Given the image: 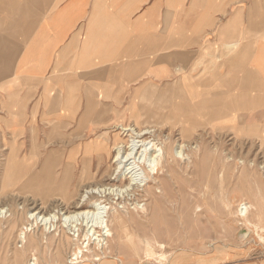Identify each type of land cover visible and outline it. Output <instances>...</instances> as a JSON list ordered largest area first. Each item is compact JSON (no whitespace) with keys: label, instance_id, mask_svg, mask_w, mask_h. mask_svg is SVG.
<instances>
[{"label":"crops","instance_id":"0c3cea01","mask_svg":"<svg viewBox=\"0 0 264 264\" xmlns=\"http://www.w3.org/2000/svg\"><path fill=\"white\" fill-rule=\"evenodd\" d=\"M143 112L264 137V0H0V133L10 152L25 122L39 155L38 122L50 137L74 117L87 136L93 119L117 113L141 126ZM75 149L63 162L49 152L41 168L64 167Z\"/></svg>","mask_w":264,"mask_h":264},{"label":"rangeland","instance_id":"374dc122","mask_svg":"<svg viewBox=\"0 0 264 264\" xmlns=\"http://www.w3.org/2000/svg\"><path fill=\"white\" fill-rule=\"evenodd\" d=\"M142 115L138 122L143 123L141 126L151 124L156 127L160 140L169 136L173 146V142L182 138V125L165 120L150 121L144 112ZM73 118L57 120L56 134L50 137L44 133L49 132V127L38 122L36 140L40 145V154L32 171L21 179L22 184L16 188H9L3 183V171L10 151L7 143L9 136L3 138L1 131L0 208L6 211L0 213V264H66L69 253L84 247L77 241H71L59 224L49 230L41 224L31 227L35 222L29 217L31 212H51L59 201L52 200L54 197L45 200L46 196L40 190L42 184L35 185L38 187L32 191L23 187L26 186L23 181L41 172V165L49 152L56 155L62 153L63 162L70 152L76 150V146L84 148L89 142L90 148V143L104 139L111 143L116 135L121 134L118 126L133 125L135 119L117 113L111 114L109 119L98 117L92 120L97 125L91 126L86 136L77 133L80 120ZM200 125L185 126L184 140L187 144L197 145V149L187 153L189 162L175 161L168 167L162 164L167 171L160 177L163 196L159 194L157 183L149 182L158 206L149 205L151 197L139 188L137 202L133 196L125 198L124 208L130 213V219L125 218L129 221L126 226L115 227L119 230L117 240L110 243L103 255L94 245L86 252L92 257H99V262L114 259L118 264H264V241L258 238L264 237V137L229 135L207 124ZM23 127L24 132L17 140L18 161L28 157L31 149L26 122ZM80 156L81 153L71 157L75 163L70 179L71 191L80 176ZM92 163L95 170L97 162L94 160ZM63 169L62 166L55 169L57 177ZM113 201L115 203L116 199ZM119 202L123 200L116 205L112 202V205L120 208L122 214L123 205H118ZM135 203H140L145 213L142 214ZM243 203L251 206L250 210L246 209L249 222L263 231L258 236L238 212ZM25 228L32 230L27 232ZM23 232L24 244L18 248L17 239ZM146 241L151 242L156 254H166L164 261L143 257Z\"/></svg>","mask_w":264,"mask_h":264},{"label":"bare ground","instance_id":"6f19581e","mask_svg":"<svg viewBox=\"0 0 264 264\" xmlns=\"http://www.w3.org/2000/svg\"><path fill=\"white\" fill-rule=\"evenodd\" d=\"M180 117H175L172 120L173 122L171 121L174 124L182 125V133H180L182 138L173 142V146H171V137L165 136L163 140L158 138L154 126L119 125L118 128L121 134L116 135L111 143L104 139L90 143L92 144L90 148L89 142L86 143L84 148L78 147L76 153L68 157L60 176L57 177L56 175L55 169L57 167L52 165L43 166L41 172L31 176L25 182L23 181L26 184L23 187L33 191L38 187L35 185L42 184L40 190L46 196L45 200L54 197L52 200L59 201V204L48 213L31 212L29 217L35 219L31 227L41 224L44 229L49 230L59 224L60 227L66 230L71 241H77L84 246L82 248L78 247V253L83 252V249L89 252L91 245L96 246L101 253H104L110 243L115 242L118 238L119 230L117 231L115 227L120 229L129 223L125 219H130V213L124 208L125 198L133 196L135 199L138 189L142 188L146 196L151 197L150 202L147 200L148 204L154 207L158 206L153 198L154 193H151L153 187L149 185V182H156L159 186L158 189H160L159 194H164L160 177L162 174H166L167 171L163 169L162 164L168 167L169 164L171 165L175 161L189 162L187 153L197 149V145L187 144L184 140L186 138L184 135L186 133L185 126L187 125L180 120ZM120 135H123V137ZM16 153L14 151L9 152L4 167L5 171H3V183L4 185L6 183L9 188H16L17 185L22 184L25 175L32 171V167L35 166V159L38 158L36 151L32 150L28 157L18 161ZM79 153H81L80 176L77 179L75 188L71 191L70 179L75 168V163L71 157H75ZM94 160L97 162L95 170L92 169V161ZM114 199H116L115 203ZM137 199L135 202H137ZM119 200H123L118 205H123L121 209L124 210V217L122 216L123 213L121 214V211H119L120 208L112 205V202L116 205ZM139 204L136 205L141 213H145L143 206H139ZM242 205L243 208L238 211L241 214L240 216L243 217L247 225L254 228L258 236V233L263 232L262 229L252 225L246 216V209L250 210L251 206L246 203ZM3 211L6 210L0 208V213ZM136 214L139 216L138 213ZM25 230L28 232L32 228H25ZM19 236L25 238V233L23 232ZM258 238L264 241V237L258 236ZM145 244L146 249L143 253L145 259L151 260L154 258L158 262L165 260L166 254H156L150 241H146Z\"/></svg>","mask_w":264,"mask_h":264},{"label":"built area","instance_id":"2783aa9c","mask_svg":"<svg viewBox=\"0 0 264 264\" xmlns=\"http://www.w3.org/2000/svg\"><path fill=\"white\" fill-rule=\"evenodd\" d=\"M17 243H18L17 244L18 248H21L24 244V238L23 237L18 238ZM101 258H103V257H101ZM32 261L34 262V259H32ZM99 261H100L99 257H92L90 255V253H88L86 251H83L81 253H78V251L77 252H71L68 254V256L66 258V264H82L85 262L97 263Z\"/></svg>","mask_w":264,"mask_h":264}]
</instances>
